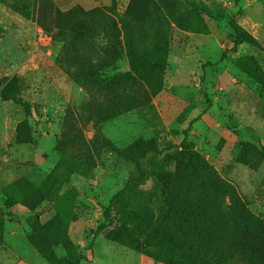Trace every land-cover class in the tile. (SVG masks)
<instances>
[{
	"label": "rangeland",
	"instance_id": "374dc122",
	"mask_svg": "<svg viewBox=\"0 0 264 264\" xmlns=\"http://www.w3.org/2000/svg\"><path fill=\"white\" fill-rule=\"evenodd\" d=\"M264 264V0H0V264Z\"/></svg>",
	"mask_w": 264,
	"mask_h": 264
},
{
	"label": "crops",
	"instance_id": "0c3cea01",
	"mask_svg": "<svg viewBox=\"0 0 264 264\" xmlns=\"http://www.w3.org/2000/svg\"><path fill=\"white\" fill-rule=\"evenodd\" d=\"M147 264H165V263H161V262L154 263V262H152V263H147Z\"/></svg>",
	"mask_w": 264,
	"mask_h": 264
}]
</instances>
